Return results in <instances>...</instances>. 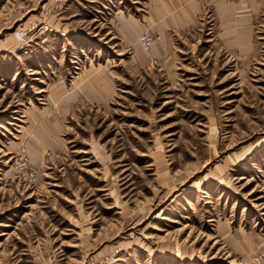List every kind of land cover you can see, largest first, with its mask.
I'll list each match as a JSON object with an SVG mask.
<instances>
[{
  "label": "rangeland",
  "instance_id": "374dc122",
  "mask_svg": "<svg viewBox=\"0 0 264 264\" xmlns=\"http://www.w3.org/2000/svg\"><path fill=\"white\" fill-rule=\"evenodd\" d=\"M220 1L0 0V264H264V0Z\"/></svg>",
  "mask_w": 264,
  "mask_h": 264
},
{
  "label": "built area",
  "instance_id": "2783aa9c",
  "mask_svg": "<svg viewBox=\"0 0 264 264\" xmlns=\"http://www.w3.org/2000/svg\"><path fill=\"white\" fill-rule=\"evenodd\" d=\"M137 42L144 51H149L153 47V40L147 35H142L137 39Z\"/></svg>",
  "mask_w": 264,
  "mask_h": 264
},
{
  "label": "crops",
  "instance_id": "0c3cea01",
  "mask_svg": "<svg viewBox=\"0 0 264 264\" xmlns=\"http://www.w3.org/2000/svg\"><path fill=\"white\" fill-rule=\"evenodd\" d=\"M217 2H221L220 0H216ZM182 9V8H181ZM178 11L179 10H176V13H178ZM176 13H171V15H174V14H176ZM227 13H231V12H227ZM160 15V17H163V15H164V13H159ZM168 14V13H167ZM162 15V16H161ZM170 15V16H171ZM186 15H187V13H184L183 11H181L180 12V15H178V17H179V19L181 20H183L184 19V21L186 20ZM137 29V28H136Z\"/></svg>",
  "mask_w": 264,
  "mask_h": 264
}]
</instances>
